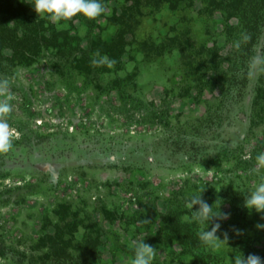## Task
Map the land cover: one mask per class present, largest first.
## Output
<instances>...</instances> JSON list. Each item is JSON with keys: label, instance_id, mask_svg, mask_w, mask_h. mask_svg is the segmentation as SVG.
<instances>
[{"label": "rangeland", "instance_id": "374dc122", "mask_svg": "<svg viewBox=\"0 0 264 264\" xmlns=\"http://www.w3.org/2000/svg\"><path fill=\"white\" fill-rule=\"evenodd\" d=\"M101 2L105 11L88 19L91 29L75 16L53 22L31 5L29 15L68 30L77 41L62 51L44 49L32 62L0 73V83L7 82L0 100L12 96V110L0 116L12 144L0 153V264H84L72 258L87 246L95 256L85 264H131L134 242L143 239L157 250L153 264H196L162 235L160 215L168 200L188 199L200 187L225 201L240 200L260 182L250 171L264 152V99L251 117L258 54L234 116L221 133L202 137L205 151L223 139L233 152L215 162L163 161L177 130L207 116L214 95L197 90L202 86L182 62L179 45L188 46V56L200 57L198 47L205 45L233 59L227 24L235 19L199 1L176 9L145 7L120 63L104 67L105 54L89 51L88 42L114 34L107 17L122 0ZM174 35L177 42L160 53L142 44L158 45ZM128 74L119 92L111 81ZM227 208L225 203L221 212ZM255 213L260 246L264 213ZM227 230L222 223L217 236L226 241L215 249L232 261Z\"/></svg>", "mask_w": 264, "mask_h": 264}, {"label": "trees", "instance_id": "16d2710c", "mask_svg": "<svg viewBox=\"0 0 264 264\" xmlns=\"http://www.w3.org/2000/svg\"><path fill=\"white\" fill-rule=\"evenodd\" d=\"M195 1L203 3L206 9L220 11L226 19H235L234 24H227L235 54L233 59H229L221 56L216 48L200 45L198 47L200 57L195 55L190 57L187 54L188 46L179 42V48L185 51L183 52L185 59L182 62L190 64L197 87L202 86L197 90L200 92L205 90L214 95L207 108V116L199 118L196 124L179 128L173 136L171 147H168L169 153L163 160L169 165L172 162L189 160L215 162L226 152H233L234 149L229 151L223 139L218 140L212 150L205 151L202 137L210 131L216 135L221 133L223 122L234 116L237 103L248 85L251 65L257 54L260 72L253 87L251 117L256 106L257 108L260 106L264 99V0H122L118 11L114 9L107 17L110 24L116 27L114 34L107 40L97 37L88 42L89 51L100 48L97 51L105 54L107 60L102 63L104 67L119 64L124 48L134 40L133 32L145 7L158 8L166 4L168 8L176 9L180 5L193 4ZM31 5L32 3L27 0H0V73L6 71L7 67L32 62L44 49L62 51L71 48L73 42L77 41V37L68 30H57L50 21L45 22L29 15ZM75 17L84 24L88 23V18L81 14ZM93 24L87 25L91 29ZM177 37L176 35L167 37L158 45L152 41H143L142 44L152 49L154 53H160L162 46L175 43ZM203 55L207 56L206 59H203ZM208 71L212 72L209 76ZM128 78H131V74L116 77L111 82L119 85L117 90L120 92L123 91ZM181 148L184 149L182 155L177 157L175 154ZM202 189L201 198L212 206L213 211H218L219 206L221 211L225 203L228 205L226 212L230 213V218L221 223L228 226L227 237L235 257L243 255L247 258L254 254L259 256L264 264V245H257L259 236L255 210H249L244 206L245 199L225 201L220 194L201 187L193 193H199ZM193 193L185 200L175 196L168 200L164 212L160 215L163 237L168 242L177 243L180 252L189 255L191 261L196 264H233L234 260L228 261L221 251L200 239L201 226L193 219L189 207ZM197 208L198 205L193 206V210ZM217 219L213 218L215 221ZM232 226L242 231L237 233ZM93 252V249L87 246L81 248L79 255L72 259L85 264L93 261L95 256Z\"/></svg>", "mask_w": 264, "mask_h": 264}, {"label": "clouds", "instance_id": "9594fccd", "mask_svg": "<svg viewBox=\"0 0 264 264\" xmlns=\"http://www.w3.org/2000/svg\"><path fill=\"white\" fill-rule=\"evenodd\" d=\"M32 6L39 16L46 15L53 22L69 20L77 14H81L88 19H95L100 17L105 11L101 0H34ZM10 53L11 50H9ZM6 84L7 82L0 83V92L5 90ZM11 99V94H8L6 100H0V116L12 110V105L7 102ZM11 146L9 124L6 119L0 118V153L8 152ZM256 161L257 166L250 171L260 176V182L257 183L255 188L248 191L250 194L246 196L244 206L249 210L254 209L256 212L264 213V175L261 174V169L264 168V152L257 155ZM202 191L203 189L199 193L192 194L189 207L192 211L193 219L198 221L201 226L199 231L200 239L213 247H219L226 239L220 240L217 232L222 228L221 221L229 219L230 213L221 212L220 206L218 211H213L212 206L201 198ZM194 205H198L196 210H193ZM214 217L218 219L211 224V229L206 231ZM232 227L237 233L242 231L239 228H235V226ZM259 227L264 228V225H259ZM224 235L227 238L226 231ZM156 254L157 250L146 243L145 239L134 242V256L131 264H153ZM233 264H262V261L259 256L250 254L247 258L243 255L235 257Z\"/></svg>", "mask_w": 264, "mask_h": 264}]
</instances>
